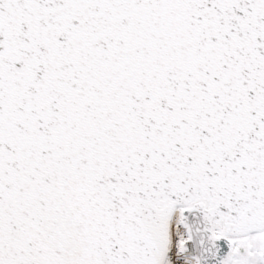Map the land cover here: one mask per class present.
<instances>
[{
  "label": "snow or ice",
  "instance_id": "snow-or-ice-1",
  "mask_svg": "<svg viewBox=\"0 0 264 264\" xmlns=\"http://www.w3.org/2000/svg\"><path fill=\"white\" fill-rule=\"evenodd\" d=\"M0 264H264V0H0Z\"/></svg>",
  "mask_w": 264,
  "mask_h": 264
}]
</instances>
